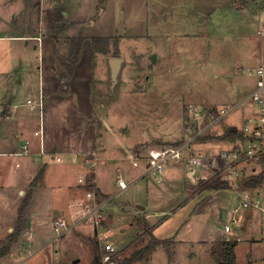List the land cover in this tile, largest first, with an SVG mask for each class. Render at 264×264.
Here are the masks:
<instances>
[{"label":"crops","instance_id":"crops-1","mask_svg":"<svg viewBox=\"0 0 264 264\" xmlns=\"http://www.w3.org/2000/svg\"><path fill=\"white\" fill-rule=\"evenodd\" d=\"M66 1L52 0L47 13L49 19L44 25L39 23L41 19L33 20L28 12L24 13L20 9L13 14V21L4 20L5 26H0V241L7 239V235L15 228L24 195L29 189L33 190L31 202L24 213L26 228L8 255L0 260L4 264H36L34 258L41 255L44 259L37 264H74L79 258L75 263L78 264L82 259L78 253L84 252L90 264H93L95 251L92 243L90 241L94 253L91 254L83 240V236L86 232L90 233L92 227L97 239V234L100 235V246L102 242L108 241L130 256L135 249L144 247L148 242L149 235L144 234L137 225V219L144 218L148 220L156 237L172 241L168 247H157L147 261L134 264H222L220 248L216 249L215 246L229 240L231 235L239 242L237 233L245 229H235L234 233L233 229L229 232L224 229L227 223L234 224L231 217L235 208L239 207L234 215L240 218V222L245 213H249L248 210L251 213L254 211L260 217H246L249 220L247 226L255 221L264 230V211L253 200L250 205L242 206L244 193L249 191L251 197L258 198L259 205L264 207V185L246 189L242 183L237 186L225 180L229 183L226 188L198 189L201 181H210L217 176L216 166L208 160H204L194 171L183 162L172 164L167 166L161 177H157L147 171L145 163L135 166L132 162L139 149L130 148L127 153L122 151L114 154L111 148H96L97 131L87 122L85 111L91 103V79L84 71L91 61L88 52H84L88 49V42L85 41L82 47L74 71L69 73L62 65L63 57L59 54L63 42L57 40L56 35L44 42L43 33L34 32L36 26L38 29L59 31L66 23L84 27L83 23L89 18L88 12L101 7L102 12L99 10L93 18H89L97 27L101 23L106 0H90L92 9L83 8L87 0H77V9L74 10L77 15L74 17L73 11L65 7ZM259 16L260 25L256 31L250 32L257 48L256 56L251 59L256 61H252L256 69L264 67V7ZM92 23L89 26H93ZM30 26L33 27V33L24 34L23 29ZM245 35L249 40V35ZM116 60L118 62H114ZM125 60L122 56L109 57L112 74L117 68V80ZM249 72L257 78L253 88L235 100L234 105L240 107L238 126L256 111L252 101L244 102L255 90L259 78L253 69ZM222 122L227 123L225 118ZM165 135L166 141L177 143L185 137V132L182 128L180 137L173 133ZM230 145L228 140L214 138L196 141L194 147L214 152ZM43 168L45 171L41 181L33 186L32 181ZM90 171L94 172L93 179L98 189L93 193L86 189L85 175ZM104 171L115 173L117 192L128 189L133 182L148 180L145 184L147 201L135 205V210L129 213L132 217L129 215L127 218L122 214L126 221L121 223L120 232L111 233L110 229L103 227L116 216L113 211L104 210L105 206L115 200V195H110L100 181V174ZM82 177L84 180L80 181ZM119 178L126 180L128 186L121 188ZM94 204L104 215L102 219H96L85 210L87 205ZM122 216L119 215L123 222ZM61 218L66 219L68 226L55 237L54 225ZM77 230L79 235L76 236L73 233ZM54 239L74 249L76 255L64 258L65 252L61 247H56L51 249L52 258H47L49 252H45L42 247L51 245L48 242L55 243ZM250 258L254 261L252 264H264V254ZM237 263L244 264L238 261V257Z\"/></svg>","mask_w":264,"mask_h":264},{"label":"rangeland","instance_id":"rangeland-1","mask_svg":"<svg viewBox=\"0 0 264 264\" xmlns=\"http://www.w3.org/2000/svg\"><path fill=\"white\" fill-rule=\"evenodd\" d=\"M89 1L84 9L93 8ZM66 2L65 7L73 11V17L77 15L74 11L77 0ZM50 6L52 0H0V26H5L4 20L13 21V14L20 9L28 12L33 20L41 19L39 23L44 25L49 19ZM263 7L264 0H106L104 14L97 27L89 18L99 10L102 12L101 7L88 12L84 27H78L75 22L73 24L76 25L64 24L61 31L43 30L36 26L34 33L42 32L44 42L56 35L57 40L63 42L59 52L62 60L67 59L70 53L72 37L80 36L84 43L88 42L90 47L87 44L88 49L84 52H88L91 61L84 71L91 79V103L85 110L86 120L97 131L96 148H111L114 154L127 153L130 148L175 144L176 141H166L165 134L181 136L187 104L198 103L206 107L228 105L232 109L225 117L227 123L220 122L221 125L209 132L212 135L221 137L229 127L237 125L240 107L234 105L235 100L249 92L257 78L249 72L250 69L255 72L257 67L252 63L256 61L251 60L256 56L257 48L250 32L256 31L260 25L259 14ZM91 23L93 26H89ZM32 29L30 26L23 32L30 35ZM245 34L249 35V40ZM113 55L126 58L117 81H114L109 68V57ZM263 169L264 160L247 163L239 176L242 187L250 174ZM93 173L90 171L85 175L86 189L92 193L96 192V186H90L95 184ZM100 181L110 195H115V200L104 210L113 211L116 216L103 227L110 229L111 233L120 232L126 221L122 214L128 218L136 204L147 201L145 184L148 180L133 182L120 192H117L115 173L102 172ZM248 211L239 224H232L233 233L245 227L237 233L239 242L236 246L238 261L244 264H252L254 261L250 257L264 254V230L255 221L247 226L249 220H246V217L258 219L260 216ZM119 215L124 218L123 222ZM92 228L83 236L91 254L94 252L90 238L96 237ZM54 234L55 237L59 235L57 232ZM73 234L79 235L78 230ZM97 235L100 240L99 233ZM253 238L259 240L254 241ZM54 240L55 243L48 242L51 245L42 247L49 252L47 258H52L51 249L56 247L65 252L64 258L76 255L74 249ZM215 247L221 248L220 245ZM122 251L120 254L124 258L126 253ZM78 255L82 256L78 264H90L87 254L80 252ZM43 259L39 255L34 262L37 264ZM0 264H4L3 260Z\"/></svg>","mask_w":264,"mask_h":264},{"label":"built area","instance_id":"built-area-1","mask_svg":"<svg viewBox=\"0 0 264 264\" xmlns=\"http://www.w3.org/2000/svg\"><path fill=\"white\" fill-rule=\"evenodd\" d=\"M258 81L255 90L247 97L244 102L252 101L256 111L244 119L238 127L240 135L235 139L229 140L230 147L220 151L204 150L195 148L194 145L200 135L210 134L223 121L232 110L228 106L206 107L202 104L191 103L184 107L183 129L185 137L177 144L146 145L139 149V152L132 158L135 166L141 163L146 164V169L151 174L161 177L167 166L172 164L186 163L190 170L194 171L204 160H208L216 166V174L232 185L241 184L240 175L244 166L250 161L260 162L264 158V67L256 69ZM32 101V100H30ZM39 134V131L37 132ZM83 181L84 178H79ZM121 188L128 186L123 178H119ZM251 192L246 191L242 201V206L250 205L251 200L257 207L264 211V207L259 205L260 200L251 197ZM86 211L96 219H102L104 215L98 211V206L87 205ZM239 207L232 213L234 222L239 224L240 218L235 217ZM87 214V215H88ZM66 219H60L54 225L55 232L61 233L63 227H67ZM224 229L232 231L231 223H227ZM102 255L98 264H123V255L120 254L113 243H101Z\"/></svg>","mask_w":264,"mask_h":264},{"label":"trees","instance_id":"trees-1","mask_svg":"<svg viewBox=\"0 0 264 264\" xmlns=\"http://www.w3.org/2000/svg\"><path fill=\"white\" fill-rule=\"evenodd\" d=\"M83 40L84 39H82V37L80 36L71 38L72 43H71L70 53L67 59H64L62 61L65 68L67 69L69 73H72L74 71L76 64L80 60L79 56L81 54V50L84 44ZM230 128L231 127H229L227 131L224 134H222L223 136L221 137L219 136V134L218 135L217 134H214V135L207 134V135H200L198 137V140L207 141V140H213L214 138H219V137L221 138V140H232L240 135V132L238 129L236 131H232V130L230 131ZM44 171L45 170L43 168L40 170L38 175H36V177L32 181L33 186L37 185L41 181L44 175ZM228 185L229 183H227L225 180H222V178L217 175L215 176V178H212L210 181H201L198 189H203V188L219 189V188H226L228 187ZM263 185H264V169L257 174L255 173L250 174V177H248L244 181L243 188H246V189L259 188V187H262ZM90 186L93 187L95 186V184L90 185ZM97 191L98 189H96V192ZM32 193H33L32 189H29L25 193L24 198H23V203L19 207V214L17 216L18 222L14 230L7 235V239L0 241V258L8 255V252L10 251L12 245L19 240L21 233L26 228L27 219L25 218L24 213H25L26 208L31 202ZM137 225L144 234L149 235L148 242L144 247L135 249L130 254V256L124 257L123 264H134L137 261H147L148 259H150V257L152 256V253L156 250L157 247L161 245L164 247H168L169 243L172 241V239L163 240V239H159L158 237H156L153 234L152 227L150 226L147 219L138 218ZM90 241L92 243L93 250L95 251L93 264H98V262L101 259V255H102L100 242L96 237L90 238ZM237 244H238V241L235 238L225 240L220 244V247H221L220 256H221L222 264H238L237 254H236ZM246 264H249V263H246Z\"/></svg>","mask_w":264,"mask_h":264},{"label":"water","instance_id":"water-1","mask_svg":"<svg viewBox=\"0 0 264 264\" xmlns=\"http://www.w3.org/2000/svg\"><path fill=\"white\" fill-rule=\"evenodd\" d=\"M153 57H154V60H155L156 57H155V56H153ZM114 62H118V61L116 60V61H114ZM115 64H116V66H117V63H115ZM116 70H117V68L114 69L113 74H112L114 81L117 80V79H116L117 76L115 75ZM237 129H238V127H237L236 125H233V126H231L230 131H231V130H232V131H236ZM78 261H79V258L76 259L74 262L77 263Z\"/></svg>","mask_w":264,"mask_h":264}]
</instances>
